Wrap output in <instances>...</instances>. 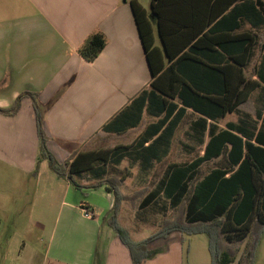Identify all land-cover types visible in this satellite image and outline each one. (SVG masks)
Returning a JSON list of instances; mask_svg holds the SVG:
<instances>
[{
  "label": "crops",
  "instance_id": "1",
  "mask_svg": "<svg viewBox=\"0 0 264 264\" xmlns=\"http://www.w3.org/2000/svg\"><path fill=\"white\" fill-rule=\"evenodd\" d=\"M130 1L0 0V107H10L23 93H36L43 109L47 148L64 166L66 174L68 165L75 159L76 163L78 161L76 167L80 170L73 174V178L82 186L75 187L67 175L59 177L50 168L48 160L41 156L36 112L30 96H22L20 108L14 115L0 113V234L12 224V239H21L23 243L17 254H10L9 240L8 250L2 256L5 264H132L129 249L105 221L112 209L113 194L106 185L97 188L91 185L103 181L111 172H119L125 161L127 166H138L143 175L149 174L169 155L179 126L189 114L194 118L186 136L203 146L202 153L195 158L203 155L213 127L239 136L241 134L231 130L229 124L244 127L254 134L264 128V82L258 76L264 61V42L260 37L264 27H261L255 29L259 43L253 49L248 65L243 68L246 78L260 83L248 99L237 110L211 119L185 106L179 97L168 98L175 107L158 134L172 118L173 121L177 118L179 109H185L169 145H156L158 154L151 160L143 161L137 157L134 147L141 142L145 132L165 117L166 112L158 113L155 108L158 103L155 95L162 94L151 85L153 76ZM135 1L145 10L153 28L154 44L162 50L164 62L168 64L157 18L151 13L152 0ZM97 32L105 36L106 44L89 62L81 56L79 47ZM251 66L254 78L247 75ZM168 81L162 79L160 84L166 85ZM253 97L255 117L241 111V107ZM140 100H144V106L139 121L135 122ZM231 114H237L238 120L221 126L220 121ZM107 139L116 143L110 147L99 146ZM151 142H145L139 149ZM118 146L129 147V154L118 164L108 163L105 174H101L98 161H93L92 157L77 158L79 154H92ZM230 147L228 143L220 156L202 163L197 177L204 164L221 157H226V163L212 169L228 168ZM191 161L168 163L148 192L159 185L171 165ZM89 163L93 169L82 171ZM130 174L128 171L127 177ZM77 190L84 195L100 196L107 206L97 200H82ZM83 205L94 212V217L90 219L83 215L87 223L73 228L72 215ZM177 234L174 232L167 239L177 237ZM44 236L47 243L41 248ZM160 240L153 242L150 248L161 247L158 246ZM57 249L59 251L55 252ZM166 251L148 259L145 264L165 256Z\"/></svg>",
  "mask_w": 264,
  "mask_h": 264
},
{
  "label": "trees",
  "instance_id": "2",
  "mask_svg": "<svg viewBox=\"0 0 264 264\" xmlns=\"http://www.w3.org/2000/svg\"><path fill=\"white\" fill-rule=\"evenodd\" d=\"M130 3L153 76L151 85L163 95L153 93L158 99L155 108L158 113L166 112L165 117L145 132L141 142L134 147L137 157L145 161L157 157L156 145H169L173 130L185 112V109H179L177 118L174 121L172 118L158 134L175 107L168 98L179 97L185 106L216 119L237 110L260 86L257 80L246 78L243 68L248 65L253 49L259 43L255 29L264 27V0H152L151 13L157 18L168 64L164 62L162 50L154 44L153 28L145 10L135 0ZM105 44V36L94 33L79 47V53L91 62ZM258 76L264 82V61ZM162 79L169 81L162 85ZM24 95L33 101L41 156L48 160L50 168L59 177L67 175L75 187L82 188L73 178V174L80 170L76 167L78 161L76 163L75 159L68 165L66 174L64 166L47 148L43 109L36 93L19 95L10 107H0V113H17ZM143 106L144 100H140L135 122L139 121ZM229 128L241 136L211 128L203 155L187 164L171 165L159 185L140 199V211L167 213L182 209L181 214L164 219L160 229L145 239L134 240L129 230L117 220L122 200L116 182L119 179L107 178L91 185L93 188L106 185L113 194L112 209L105 221L129 249L132 264H145L163 252L164 248L151 249L150 245L158 239H167L174 232L207 233L213 264H229L237 256L236 245L251 234L253 225L264 226V128L256 134L235 124H229ZM149 140H152L150 145L139 149ZM228 143L231 145L229 167L212 169L192 186L201 164L220 156ZM128 148L118 146L92 154H79L77 158L92 157L93 161H98L101 174H105L107 164L120 163L129 154ZM87 169H93L90 163L82 171ZM248 258L252 259L250 250Z\"/></svg>",
  "mask_w": 264,
  "mask_h": 264
},
{
  "label": "rangeland",
  "instance_id": "3",
  "mask_svg": "<svg viewBox=\"0 0 264 264\" xmlns=\"http://www.w3.org/2000/svg\"><path fill=\"white\" fill-rule=\"evenodd\" d=\"M260 37L261 41L264 42V29L261 31ZM247 75L250 78H254L252 66L248 69ZM241 111L249 112L254 117L256 116L254 97L241 107ZM193 118L194 116L189 114L184 119L176 133L169 155L163 162L157 163L149 174L143 175L140 173L138 166H127V162L125 161L120 165L119 172H111L104 179H119V181L116 182L118 183L117 188L122 195V200L119 204L120 206L117 214V220L121 226L127 228L129 232H133L130 233L132 234L131 236H134L135 238L144 237L145 239L160 229V224L164 219H169L177 214H181V208L179 211L169 210L167 213L154 212L152 210L140 211L138 209V204L140 199L155 186L168 163L188 162L202 153L203 146L193 143L186 136V131L188 130L190 121ZM237 120L238 115L231 114L221 120L220 125L225 126L226 122ZM146 122L147 120L145 123ZM115 143L116 141L113 142L110 139H107L101 142L99 146L110 147ZM225 158L221 157L217 160L204 164L200 169L197 179L192 182V186H194L199 179L209 172V170L225 164ZM128 171L131 172L129 177H127ZM77 191V193L81 195L82 200H97V202L104 205V207L107 206L106 201L100 196H91V194L90 196L88 194L84 195V193L80 192V190ZM78 206L80 207L79 204ZM22 216L23 214L20 215V218H22ZM24 219H26L25 215ZM101 221H103V218ZM71 222L73 228L83 226L87 223L81 209H78L74 213V216L72 215ZM11 226L12 224H8L0 234V264H5V260L2 259V256L8 250L7 246L10 242L9 240H11L9 246L10 254H17L22 248L23 243L21 239H12L13 232ZM177 235V237L172 236V239L170 240L158 239L160 240L158 246L164 248L163 252L167 250L168 253L165 256L157 258L151 264H213L212 254L210 251V239L207 233L178 232ZM45 238L46 237L44 236L41 248H45V244L47 243ZM236 247L238 248L237 256L235 260L229 264H264V226L253 225L251 234L241 241L240 244H237ZM249 250L252 251L251 260L248 258ZM58 251L59 249L55 252Z\"/></svg>",
  "mask_w": 264,
  "mask_h": 264
},
{
  "label": "built area",
  "instance_id": "4",
  "mask_svg": "<svg viewBox=\"0 0 264 264\" xmlns=\"http://www.w3.org/2000/svg\"><path fill=\"white\" fill-rule=\"evenodd\" d=\"M81 210L86 218L92 219L94 217V212L90 208L83 205Z\"/></svg>",
  "mask_w": 264,
  "mask_h": 264
}]
</instances>
